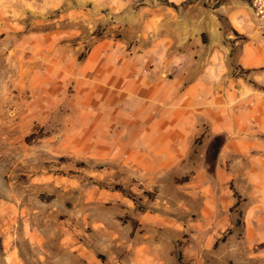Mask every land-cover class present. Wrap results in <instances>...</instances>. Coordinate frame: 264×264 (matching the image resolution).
I'll list each match as a JSON object with an SVG mask.
<instances>
[{"label":"crops","instance_id":"crops-1","mask_svg":"<svg viewBox=\"0 0 264 264\" xmlns=\"http://www.w3.org/2000/svg\"><path fill=\"white\" fill-rule=\"evenodd\" d=\"M169 1L135 9L131 0H0V56L26 72L35 112L67 115L60 139L107 154L121 146L126 181L171 190L191 227L213 239L234 228L233 264H264V30L249 3L181 12ZM103 16L119 23L121 38L109 27L93 33L90 20ZM87 18L91 45L78 59L73 40ZM231 185L244 200L240 234ZM136 253L137 264L163 262L155 251Z\"/></svg>","mask_w":264,"mask_h":264},{"label":"rangeland","instance_id":"rangeland-1","mask_svg":"<svg viewBox=\"0 0 264 264\" xmlns=\"http://www.w3.org/2000/svg\"><path fill=\"white\" fill-rule=\"evenodd\" d=\"M233 1L173 0V5L183 12L192 3L232 7ZM238 1L251 6V0ZM131 2L139 9L170 1ZM106 20H90L98 24L93 33L104 36L109 27L112 36L121 38L119 23ZM85 22L84 36L73 40L82 46L78 59L91 45L92 24L88 18L90 25ZM12 61L0 56V264H137L140 248L155 251L162 264H233L226 244L234 228L213 239V232L191 227L185 200L172 197L171 190L160 195L126 181L121 146L107 154L103 146H72L60 139L67 115L59 109L52 116L35 112L26 72L13 70ZM243 201L237 198L238 207L231 208L240 217L239 234Z\"/></svg>","mask_w":264,"mask_h":264},{"label":"trees","instance_id":"trees-1","mask_svg":"<svg viewBox=\"0 0 264 264\" xmlns=\"http://www.w3.org/2000/svg\"><path fill=\"white\" fill-rule=\"evenodd\" d=\"M224 141V137L222 135H218L216 137L213 138V140L211 141V146L209 147V151L212 153H209V157L216 155V153L219 151V148L222 144V142ZM214 148V149H213ZM213 149V150H212ZM214 157V156H213ZM117 189H120L121 191L125 192L124 188L122 186H117ZM131 193L128 191L127 195H130ZM144 194H146L148 197L152 196V193L144 191ZM235 196L238 198V202L241 199V196L239 195V193L237 191H234ZM238 203L235 205V207H238ZM240 216L242 217V215L240 214ZM240 218V217H239ZM237 220V224H239L240 220Z\"/></svg>","mask_w":264,"mask_h":264},{"label":"built area","instance_id":"built-area-1","mask_svg":"<svg viewBox=\"0 0 264 264\" xmlns=\"http://www.w3.org/2000/svg\"><path fill=\"white\" fill-rule=\"evenodd\" d=\"M261 28L264 29V0H255L254 6H250Z\"/></svg>","mask_w":264,"mask_h":264},{"label":"bare ground","instance_id":"bare-ground-1","mask_svg":"<svg viewBox=\"0 0 264 264\" xmlns=\"http://www.w3.org/2000/svg\"><path fill=\"white\" fill-rule=\"evenodd\" d=\"M255 0H251V6H254Z\"/></svg>","mask_w":264,"mask_h":264},{"label":"water","instance_id":"water-1","mask_svg":"<svg viewBox=\"0 0 264 264\" xmlns=\"http://www.w3.org/2000/svg\"><path fill=\"white\" fill-rule=\"evenodd\" d=\"M215 163H216V160L213 161V165H215Z\"/></svg>","mask_w":264,"mask_h":264}]
</instances>
